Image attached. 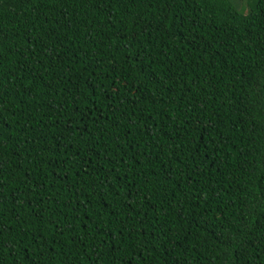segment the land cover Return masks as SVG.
<instances>
[{
	"label": "trees",
	"instance_id": "obj_1",
	"mask_svg": "<svg viewBox=\"0 0 264 264\" xmlns=\"http://www.w3.org/2000/svg\"><path fill=\"white\" fill-rule=\"evenodd\" d=\"M0 0V264H264V0Z\"/></svg>",
	"mask_w": 264,
	"mask_h": 264
},
{
	"label": "rangeland",
	"instance_id": "obj_2",
	"mask_svg": "<svg viewBox=\"0 0 264 264\" xmlns=\"http://www.w3.org/2000/svg\"><path fill=\"white\" fill-rule=\"evenodd\" d=\"M249 2H250L249 0H241L240 9L242 12H244V13L248 12L249 7H250Z\"/></svg>",
	"mask_w": 264,
	"mask_h": 264
}]
</instances>
